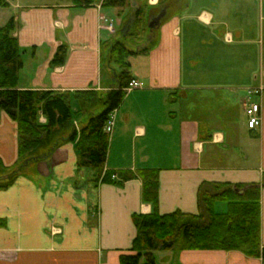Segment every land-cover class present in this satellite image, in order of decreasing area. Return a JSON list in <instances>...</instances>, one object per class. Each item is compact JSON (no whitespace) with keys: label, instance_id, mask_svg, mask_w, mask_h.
Listing matches in <instances>:
<instances>
[{"label":"crops","instance_id":"0c3cea01","mask_svg":"<svg viewBox=\"0 0 264 264\" xmlns=\"http://www.w3.org/2000/svg\"><path fill=\"white\" fill-rule=\"evenodd\" d=\"M128 2L132 9L147 4L150 16L161 9L166 14L156 27L157 45L142 55L145 68L131 64L133 79L143 87L126 92L114 110L104 169H158L160 214H197L202 183L263 182L264 247V94L253 96L260 103V125L249 129L244 112L247 89L264 87V0H189L183 10V0ZM6 7L13 11L0 12V27L15 18L23 62L18 89L101 94L117 85L113 67L104 66L103 47L122 28L127 7L97 2L81 8L72 0H9ZM105 18L113 19L114 32L105 27ZM61 44L66 60L52 66ZM71 109L78 111L74 99ZM78 117L77 129L83 123ZM244 130L257 143L258 163H249L246 155L240 159L236 150ZM0 158L5 166L17 159L16 122L1 110ZM77 162L76 140L68 141L49 158L27 164L0 189L5 220L0 264H120L136 234L133 215L152 211L141 198L142 181H95L94 169ZM154 256L156 264H264L261 256L237 250L156 251Z\"/></svg>","mask_w":264,"mask_h":264},{"label":"trees","instance_id":"16d2710c","mask_svg":"<svg viewBox=\"0 0 264 264\" xmlns=\"http://www.w3.org/2000/svg\"><path fill=\"white\" fill-rule=\"evenodd\" d=\"M188 1L183 0L181 10ZM97 2L117 8H124L129 3L128 0H72L75 7L81 8ZM8 4L9 0H0V7ZM131 10L134 20L128 32L122 34L118 29L113 39L104 44L103 58L114 64L117 85L101 94L95 90L55 92L18 89V75L23 62L18 38L14 35L15 18L10 17L0 27V110L16 122L17 129L16 161L5 166L0 158V189L9 186L27 164L47 159L60 145L76 140L78 166L93 168L95 181L122 184L129 179L140 178L141 198L152 205L150 213L133 215L136 234L131 247L120 255V264H156V251L185 249L237 250L248 256L264 258V247L260 241V185L202 183L198 189L197 214L179 210L160 214L157 209L158 169H104L110 140L104 124L109 113L122 102L126 94L124 87L133 78L129 57L148 54L158 42L156 28L148 27L151 10L148 5L130 8L129 14ZM143 40L144 46H140L139 42ZM127 43L137 48H130ZM66 55V45H59L50 64L62 65ZM262 60L264 62V20ZM72 99L77 101V112L71 109ZM98 106H101L99 111ZM78 114L79 122H83L79 129L74 124ZM114 174L116 178H112ZM217 202L224 203L223 212L216 211ZM4 223L5 220L0 218V227Z\"/></svg>","mask_w":264,"mask_h":264},{"label":"rangeland","instance_id":"374dc122","mask_svg":"<svg viewBox=\"0 0 264 264\" xmlns=\"http://www.w3.org/2000/svg\"><path fill=\"white\" fill-rule=\"evenodd\" d=\"M35 1H39V0H35ZM42 1L43 0H41V2ZM126 7L127 8H125V9L127 10V12H126V14L123 17V21H122L121 27L127 22L128 18L130 16V14H129L130 4L128 3V5ZM0 8H3V9H0V12H3V14H7V12H8L9 15L11 16V14H12L11 11H13L12 7H0ZM255 14H256V11H255ZM249 15H251V12L249 13ZM1 17H3V18L1 19ZM241 17H243V19H245L244 15H242ZM3 21H4V15H0V25H1V23ZM254 27L255 28L257 27V23H255ZM136 42L138 43V41H136ZM144 42H145V40L140 41L139 42L140 46L141 45L144 46ZM132 43H135V42H132ZM127 45L130 48H133V49L137 48V46H135L134 44L127 43ZM105 49H106V47L104 48V50ZM129 61L132 64L133 69L138 67L139 70L141 71V69L145 66L144 59H143L142 55L130 56L129 57ZM108 65H111L112 67L115 68L114 64H111V63H109V62H107L105 60L104 66H108ZM99 110H101V106L100 107L98 106L97 111H99ZM244 133H245V135H244L245 137L241 138V140L239 141L238 147L236 149L237 152H239L240 159L244 160L243 155L244 156L246 155V156H248L249 163H258V159H259L260 154H259V151H258V149L256 147L257 143H256V141H254V139H250V137L252 135L249 134L248 130H244ZM262 185H263V182H261V192H262V189H263ZM224 210H225L224 203L223 202H217L216 203V211L223 212ZM261 214H262V205H261Z\"/></svg>","mask_w":264,"mask_h":264},{"label":"built area","instance_id":"2783aa9c","mask_svg":"<svg viewBox=\"0 0 264 264\" xmlns=\"http://www.w3.org/2000/svg\"><path fill=\"white\" fill-rule=\"evenodd\" d=\"M105 27L110 31H114V24H113V19L112 18H105ZM143 83L141 81L137 80H130L127 84V86L124 88L125 91H130L134 88H142ZM264 94V87L259 86L256 88H249L247 90V97L244 99V111L246 115V123L248 128L254 129L258 125H260L261 122V117H260V103L258 101L253 100V96H262ZM114 125V113L111 112L109 114V118L104 124V130L108 134L112 132ZM114 177V175H113Z\"/></svg>","mask_w":264,"mask_h":264},{"label":"water","instance_id":"95a60500","mask_svg":"<svg viewBox=\"0 0 264 264\" xmlns=\"http://www.w3.org/2000/svg\"><path fill=\"white\" fill-rule=\"evenodd\" d=\"M165 14H166V10L161 9L156 15L150 16L148 19V27L150 29L156 28L160 24L161 19L165 16ZM133 20H134V16H133V11H132L130 13V16L127 22L121 28L122 34H126L128 32V30L130 29V26L133 23Z\"/></svg>","mask_w":264,"mask_h":264}]
</instances>
